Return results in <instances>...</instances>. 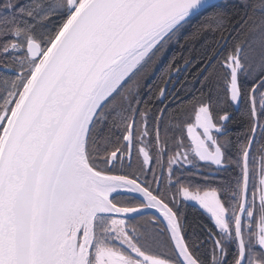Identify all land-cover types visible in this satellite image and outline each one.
Here are the masks:
<instances>
[{"label": "snow or ice", "instance_id": "1", "mask_svg": "<svg viewBox=\"0 0 264 264\" xmlns=\"http://www.w3.org/2000/svg\"><path fill=\"white\" fill-rule=\"evenodd\" d=\"M205 32L153 113L145 82ZM194 63L206 99L170 110ZM242 100L229 160L214 108ZM262 117L264 0H0V264H264ZM190 206L215 226L203 237Z\"/></svg>", "mask_w": 264, "mask_h": 264}, {"label": "trees", "instance_id": "2", "mask_svg": "<svg viewBox=\"0 0 264 264\" xmlns=\"http://www.w3.org/2000/svg\"><path fill=\"white\" fill-rule=\"evenodd\" d=\"M224 2H235V0H224ZM227 11L231 12L232 9L228 8ZM193 24L195 25L196 22L194 21ZM192 31H195L194 27H190L185 34L188 35ZM213 39L214 36L211 32H205L203 33L202 38L200 40L190 41L189 45L184 49H181L178 46L169 48L168 52L163 58V67H161L159 71L155 72V77L153 81L149 85H147V87H145L143 90V93L146 92L144 101L147 102L149 105H151L152 102L158 104V100H150L149 96H154V94L159 90V88L163 86L169 74V61H171L173 68L182 67L184 65L183 57L188 56L189 54H191V58L195 61L197 58V51L201 49V45L204 43V41L207 40L211 42ZM174 54L175 59H172ZM199 66V63H194L193 65L189 66L188 69L185 71L182 80L176 87L175 93H177V95L173 103L170 104V110L175 109L176 105L179 104L182 106L185 112H190L193 104H195L199 99H206V96L201 97V84L198 80L194 79L195 73L197 72ZM219 88V95L222 97L224 95V85L221 83ZM204 91L206 92L207 90L204 89ZM214 111L220 112L221 114L223 111H227L230 114L231 119L227 122V129L229 133V139L232 141V146L227 150L226 159L234 160L236 158L237 142L244 141V134L247 133L248 128L250 126V121L246 115L248 111L247 103L242 100L239 107L236 109L235 105H232L229 101L223 106V109L214 108ZM156 112L158 111H155V113ZM261 123H264V117L261 118ZM226 168L227 171L223 173V178L225 180H232L235 176L239 175L240 173V170L236 167L234 163H226ZM183 212L184 223L187 226V232L189 236L192 235L191 226L194 223L197 225L196 233L201 237L206 235L207 231L214 229L215 226L211 221L210 217L203 213L197 207L190 206L186 209H183ZM201 252L202 254H209L210 245L207 248L202 249Z\"/></svg>", "mask_w": 264, "mask_h": 264}, {"label": "flooded vegetation", "instance_id": "3", "mask_svg": "<svg viewBox=\"0 0 264 264\" xmlns=\"http://www.w3.org/2000/svg\"><path fill=\"white\" fill-rule=\"evenodd\" d=\"M161 67H163V63H162V66H161V64L158 66V68H157L156 71H159ZM182 67H183V66H182ZM182 67H181V68H182ZM156 71H155V72H156ZM185 71H186V70L181 71V72H179V73H176V74L173 76V77H174L173 81L170 82V83H168L167 87H168V89H169V93L166 94L168 98L164 101L165 104H169V103L171 104V103H173V101L175 100L176 96L173 97V96L171 95V93H175L176 87L178 86V84H179L180 81L182 80V77H183ZM173 73H175V72H173ZM173 73H172V74H173ZM154 77H155V73H154L151 77H149V79L146 81V87H147V85H149V84L153 81ZM167 79H168V77H167ZM163 86H164V84H163ZM163 86H162V87H163ZM145 95H146V92L143 93V95H142V97H141L142 101H144ZM154 100H155V99H154ZM148 105H149V104H148ZM163 106H164V105L161 104L159 101H158V104H156L155 102H152L151 105H149V107H151L153 113H155V111H158L159 108H161V107H163ZM141 107H142V108L144 107V104H143V103L141 104ZM237 108H238V107H236V109H237Z\"/></svg>", "mask_w": 264, "mask_h": 264}, {"label": "rangeland", "instance_id": "4", "mask_svg": "<svg viewBox=\"0 0 264 264\" xmlns=\"http://www.w3.org/2000/svg\"><path fill=\"white\" fill-rule=\"evenodd\" d=\"M198 208V206H196ZM199 209V208H198ZM201 210V209H200ZM203 212V210H201ZM204 213V212H203ZM206 214V213H205ZM207 215V214H206Z\"/></svg>", "mask_w": 264, "mask_h": 264}, {"label": "water", "instance_id": "5", "mask_svg": "<svg viewBox=\"0 0 264 264\" xmlns=\"http://www.w3.org/2000/svg\"><path fill=\"white\" fill-rule=\"evenodd\" d=\"M176 73H173L172 76H174ZM236 106V105H235ZM237 107V106H236Z\"/></svg>", "mask_w": 264, "mask_h": 264}, {"label": "bare ground", "instance_id": "6", "mask_svg": "<svg viewBox=\"0 0 264 264\" xmlns=\"http://www.w3.org/2000/svg\"><path fill=\"white\" fill-rule=\"evenodd\" d=\"M236 107V106H235Z\"/></svg>", "mask_w": 264, "mask_h": 264}]
</instances>
